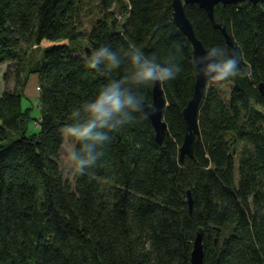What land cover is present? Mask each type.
<instances>
[{"label":"trees","instance_id":"1","mask_svg":"<svg viewBox=\"0 0 264 264\" xmlns=\"http://www.w3.org/2000/svg\"><path fill=\"white\" fill-rule=\"evenodd\" d=\"M89 1L99 16L83 33L86 0H0V64L15 65L14 87L0 95V264H190L198 231L203 264H264V0L215 6L247 75L209 81L193 156L183 160V109L196 73L192 45L172 21L173 0ZM184 10L205 48L226 46L202 8ZM80 37L89 47L73 55L69 43ZM128 42L161 55L181 49V72L160 83L169 136L158 144L139 113L109 133L96 166L69 180L62 129L71 106L103 80L84 57L99 44ZM33 97L37 119L22 106Z\"/></svg>","mask_w":264,"mask_h":264},{"label":"clouds","instance_id":"2","mask_svg":"<svg viewBox=\"0 0 264 264\" xmlns=\"http://www.w3.org/2000/svg\"><path fill=\"white\" fill-rule=\"evenodd\" d=\"M180 54L178 46L161 55L128 42L117 47L99 44L85 55L86 67L103 80L90 96L71 106L70 122L62 129L73 142L63 153L70 169L84 172L100 162L109 133L143 112V90L177 78L182 70ZM192 63L197 76L214 81L247 75L238 56L220 44L208 46L201 55L193 57Z\"/></svg>","mask_w":264,"mask_h":264},{"label":"water","instance_id":"3","mask_svg":"<svg viewBox=\"0 0 264 264\" xmlns=\"http://www.w3.org/2000/svg\"><path fill=\"white\" fill-rule=\"evenodd\" d=\"M261 0H173L172 1V21L179 31L187 38L192 45V56L201 55L206 49L202 43L196 38L192 25L185 14V5L197 4L202 8L215 28H219L225 38L226 47L234 55H237L239 60L237 48L233 43L232 38L226 32L224 27L218 25L214 20V8L218 4H235L238 2H250L256 5ZM196 73V72H195ZM211 79H205L196 75L193 94L187 105L183 109V118L186 126V133L184 135L182 144L179 148L180 160L185 156L191 158L193 156V143L196 136L199 134L198 125V110L201 99L204 95L206 85ZM259 91L264 97V84L259 85ZM166 107V100L163 94L160 83H156L152 89V102L151 104L144 103L143 112L146 114L154 128V139L158 144H162L164 139L169 136L167 125L163 119L164 109ZM187 201L189 209H192V198L190 192H187ZM203 235L202 231H198L194 241L193 248L190 256V264H203Z\"/></svg>","mask_w":264,"mask_h":264},{"label":"rangeland","instance_id":"4","mask_svg":"<svg viewBox=\"0 0 264 264\" xmlns=\"http://www.w3.org/2000/svg\"><path fill=\"white\" fill-rule=\"evenodd\" d=\"M99 16V11L98 8L96 6V4L94 2H91L89 0H86V2L83 4L82 8H81V12H80V22H81V27L80 30L83 33H87L93 22L96 20V18H98ZM47 43H43L42 46H46ZM72 54L73 55H82L85 50L89 47L86 39H84L83 37L78 38L77 41H72L71 43H69ZM14 66L13 64L9 63H2L0 64V95L6 91V90H11L14 87V83H15V78H14ZM11 68V69H9ZM29 93L34 96L36 93L32 90L29 91ZM22 106L25 107H31L32 111H31V117L32 118H39L40 117V110L37 107V101L36 98L33 97V100H26L23 99L22 100ZM37 128L35 126V122L32 121L29 124V130L30 131H35ZM73 144L72 140L67 137L66 135H64V141H63V145L61 147V151H60V166H61V170L62 173L64 175L65 178H68L69 180H72L73 178V170L70 169L64 159H63V153L64 151L67 150V148L71 147Z\"/></svg>","mask_w":264,"mask_h":264},{"label":"built area","instance_id":"5","mask_svg":"<svg viewBox=\"0 0 264 264\" xmlns=\"http://www.w3.org/2000/svg\"><path fill=\"white\" fill-rule=\"evenodd\" d=\"M36 126H38V125L36 124Z\"/></svg>","mask_w":264,"mask_h":264}]
</instances>
